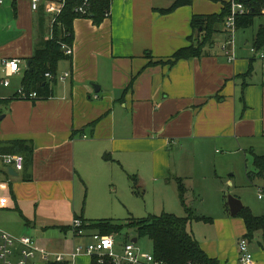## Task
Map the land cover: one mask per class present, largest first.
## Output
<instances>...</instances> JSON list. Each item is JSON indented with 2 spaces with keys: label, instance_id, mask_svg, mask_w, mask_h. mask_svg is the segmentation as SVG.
Wrapping results in <instances>:
<instances>
[{
  "label": "crops",
  "instance_id": "obj_1",
  "mask_svg": "<svg viewBox=\"0 0 264 264\" xmlns=\"http://www.w3.org/2000/svg\"><path fill=\"white\" fill-rule=\"evenodd\" d=\"M230 1L192 0L161 13L175 0H110L109 15L100 25L86 18L73 21L72 56L59 62L56 74L69 77L54 78L42 97L30 101L16 93L35 48L38 13L30 0L14 5L3 0L0 150L14 152L10 144L25 141L33 145V155L28 169L11 176L0 154V233L30 236L36 247L31 263L62 255L71 264H90V256L70 255L89 243L93 232L73 238L59 227H70L81 214L86 219V195L87 201L104 202L119 185L128 200L126 184L134 175L146 193L158 197L178 200L175 179L186 178L193 181L190 191L202 199L210 193L215 211L197 215L209 220H192L187 231L208 259L241 264L237 244L247 230L237 217L241 211L230 216L224 184L215 162L210 172L208 157L227 156L221 162L234 169L238 160L246 164L251 159L249 151L264 154V64L251 52L258 28L236 31L232 62L221 51L226 39L221 23L200 58L159 64L189 46L193 16L219 15L222 2ZM12 59L20 70L6 76L3 61ZM208 166L209 173L193 180ZM190 169L195 171L191 176ZM229 179L226 184L232 186ZM183 212L169 214L184 217ZM246 242L252 255L248 264H264L261 232Z\"/></svg>",
  "mask_w": 264,
  "mask_h": 264
},
{
  "label": "trees",
  "instance_id": "obj_2",
  "mask_svg": "<svg viewBox=\"0 0 264 264\" xmlns=\"http://www.w3.org/2000/svg\"><path fill=\"white\" fill-rule=\"evenodd\" d=\"M191 2L192 0H175L169 9L163 10L161 13H170L180 7L189 6ZM236 2L243 3L248 10L245 15L236 18V31L249 29L253 27L255 19L264 17V0H236ZM14 4L15 1L12 2V5ZM76 5L77 0H67L62 13L55 18L51 26V17L45 15L41 7L37 11V40L33 55L28 59L29 65H27L21 81V88L26 93H35L38 98L42 97L41 91L46 89L51 81L54 82V79L49 81L45 75L49 74L56 77L59 62L69 59L64 54L61 46L72 47L74 40L73 21L80 18L73 12ZM229 5V2H222L223 8L219 15L193 16L191 19L192 34L188 38L189 46L179 49L165 63L160 62L159 64L173 65L180 60L203 56L205 50L213 44L212 39L216 33V26L224 23L225 18L229 14ZM109 7L110 0H93L90 18L95 26L100 25L106 18L105 14L109 12ZM47 33L50 34L48 39L45 37ZM252 47L256 50L264 49V22L258 26ZM93 125L92 123L89 126L93 128ZM9 148L14 150V152L8 153L0 150V154L21 155L24 158L23 170L26 167L28 169L31 165L33 145L30 142L18 141L11 143ZM249 154L255 172H248V176L251 179L257 177L264 180V154L256 155L252 151H249ZM103 158L108 160L107 155H104ZM25 179L30 180L29 177ZM128 180L131 182L132 193L135 196L138 195L137 178L134 175H129ZM181 181V179H175L178 201L185 214L182 218L172 214L150 215L148 218L141 220L128 219L122 224L101 220H85L82 215L75 218L81 222L82 230L97 233L101 236H112L122 230H134L137 241L141 237H146L152 241V255L156 260L164 264H219L215 260L208 259L198 242L187 231V225L190 221H208L209 219L195 215L193 210L187 207ZM223 201L226 204V197H224ZM82 204L84 205V201ZM237 217H240L244 222L247 230L246 240L251 239L255 232H261L264 239V215L256 217L249 209L243 208ZM59 228L63 231L70 230V227ZM129 241L131 239L126 237L123 244ZM45 264L71 263L68 260L56 261L55 258H49L46 259ZM90 264L113 263L108 258H103L102 263H98L97 257L92 256Z\"/></svg>",
  "mask_w": 264,
  "mask_h": 264
},
{
  "label": "built area",
  "instance_id": "obj_3",
  "mask_svg": "<svg viewBox=\"0 0 264 264\" xmlns=\"http://www.w3.org/2000/svg\"><path fill=\"white\" fill-rule=\"evenodd\" d=\"M66 2L67 0H30V7L33 12H37L41 7L44 14L51 17V26L55 18L62 13ZM2 3L3 0H0V5ZM92 3L93 0H77L73 12L80 18L91 19ZM229 4V14L224 21L226 39L221 45V51L227 60L232 62L234 61L235 20L237 17L245 15L248 10L243 3L236 2V0H231ZM108 15L109 12L105 14V17ZM61 47L67 57L72 56V47L66 45ZM251 52L257 60L264 64V49L256 50L252 47ZM3 65L6 76L15 75L20 70L19 61L16 59L3 61ZM45 77L48 80L54 78L64 80L69 77V73L56 77L46 74ZM1 85L7 87L9 82L3 80ZM16 97L30 101L38 98L35 93H26L21 87L17 90ZM2 162L15 172L23 171L24 158L21 155H3ZM258 199L264 200V184L258 187ZM70 232L73 238H79L85 234V231L81 229V222L76 219L70 226ZM246 245L245 239H241L237 244L241 264H248L252 259V255L246 251ZM35 252V242L30 236L16 237L6 232L0 233V264H33L31 261L35 257ZM80 254L95 256L98 263H102V258H108L113 264H164L156 260L152 254L141 253L136 247V243L129 241L117 248L113 236H101L97 233L90 235V242L86 245L75 247L70 256L74 258ZM55 259L56 261H64L62 255H57Z\"/></svg>",
  "mask_w": 264,
  "mask_h": 264
},
{
  "label": "rangeland",
  "instance_id": "obj_4",
  "mask_svg": "<svg viewBox=\"0 0 264 264\" xmlns=\"http://www.w3.org/2000/svg\"><path fill=\"white\" fill-rule=\"evenodd\" d=\"M264 22V17H260L255 19L253 28H249L246 30H256L260 24ZM246 30H241L240 32H245ZM46 39L50 37V34L47 33L45 36ZM17 98V97H16ZM216 156L210 155L208 160L212 163L210 165V172L214 174V163L215 162V173L218 174V179L223 182L224 193L223 196L227 197L228 195L237 196L243 206L250 207L249 209L252 211L254 215L260 216L264 214V200L258 199V187L264 184V180L254 177L251 181L248 179V172L254 173L255 170L251 164V159L248 156V160L246 164L240 159L238 160V165H233L234 169H229L227 163L221 162L227 156ZM190 163L189 160H187ZM246 165V166H245ZM207 168L204 171L197 172V178L193 180L200 181L201 174L203 172L209 173V169ZM190 176L194 174L195 171L192 169L187 171ZM230 178V179H229ZM231 180L233 185L228 186L226 184L227 180ZM129 181V180H128ZM192 179H182L181 185L183 187L184 200L188 208L193 210V213L196 215L204 216V214H212L215 211L213 208V199L212 195L206 194L204 199L200 200V197L195 194V192L190 191ZM80 188H83V183L81 182ZM198 184H202L198 182ZM129 188H128V186ZM131 182L129 181L126 184V192L129 195L128 200L123 199V196L118 191L120 190V186L118 185V190H113L107 192V200L104 202L92 201L94 198H90V201H87V195L84 201V205L82 204V208L84 209L83 215L85 220H101V221H109L111 223L122 224L125 223L128 219L141 220L146 219L150 215L151 216H159L161 214H176L174 212L181 213L182 207L179 204L177 197H173L168 195L167 197H158L154 192H145L144 187H142L139 182L136 183V187L138 190V195H134L131 191ZM86 187V186H85ZM125 188V186H124ZM110 189V188H109ZM177 190V188H176ZM86 192V190H85ZM200 194V193H198ZM178 196V192H177ZM222 197V195H221ZM172 200V201H171ZM100 207V209H99ZM87 208V210H86ZM181 208V211L179 210ZM184 213V212H183ZM82 215V214H81ZM179 216V215H178ZM182 218V217H181ZM115 241L116 247L119 248L123 245L126 237L129 239H133L136 237L134 230H122L118 233L112 235ZM136 247L141 253L153 254V246L152 241L146 237H141L136 242ZM103 260V258H102Z\"/></svg>",
  "mask_w": 264,
  "mask_h": 264
},
{
  "label": "water",
  "instance_id": "obj_5",
  "mask_svg": "<svg viewBox=\"0 0 264 264\" xmlns=\"http://www.w3.org/2000/svg\"><path fill=\"white\" fill-rule=\"evenodd\" d=\"M11 1L13 2L15 0H11ZM27 65H29V62ZM8 173L11 176H17L16 172L13 171L12 168L8 169ZM226 203L229 209L230 216L237 215L243 209V204L241 203V201L232 195H228L226 197ZM131 242L136 243L137 242L136 238L131 239Z\"/></svg>",
  "mask_w": 264,
  "mask_h": 264
}]
</instances>
